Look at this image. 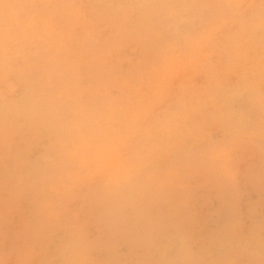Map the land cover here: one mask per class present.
<instances>
[{
	"label": "clouds",
	"instance_id": "9594fccd",
	"mask_svg": "<svg viewBox=\"0 0 264 264\" xmlns=\"http://www.w3.org/2000/svg\"><path fill=\"white\" fill-rule=\"evenodd\" d=\"M0 264H264V0H0Z\"/></svg>",
	"mask_w": 264,
	"mask_h": 264
}]
</instances>
